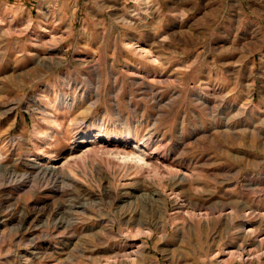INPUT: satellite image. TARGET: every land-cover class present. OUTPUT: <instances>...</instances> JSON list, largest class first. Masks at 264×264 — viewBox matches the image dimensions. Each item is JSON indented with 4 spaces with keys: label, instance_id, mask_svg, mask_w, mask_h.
<instances>
[{
    "label": "rangeland",
    "instance_id": "obj_1",
    "mask_svg": "<svg viewBox=\"0 0 264 264\" xmlns=\"http://www.w3.org/2000/svg\"><path fill=\"white\" fill-rule=\"evenodd\" d=\"M139 121L148 174L30 167ZM0 151V264H264V0H0Z\"/></svg>",
    "mask_w": 264,
    "mask_h": 264
},
{
    "label": "bare ground",
    "instance_id": "obj_2",
    "mask_svg": "<svg viewBox=\"0 0 264 264\" xmlns=\"http://www.w3.org/2000/svg\"><path fill=\"white\" fill-rule=\"evenodd\" d=\"M142 49L141 51H144L145 53L146 50H142ZM96 62H99V60ZM94 64L96 65V63ZM66 103L68 105H71L69 101H67ZM39 108L43 109V105H39ZM50 114L51 113L49 111L47 115L51 116ZM94 124H97V123H94ZM101 124L102 123H100V125ZM101 126H100L101 129L96 131L94 135L84 136L86 138L85 142H87L90 145H88L85 148H82L80 153H76V149H73L72 154L68 156L60 164H57L55 162H53L54 164H48L44 162V160H40V161L34 160L33 162L30 163L31 164L30 167L33 170H38L39 173H43V175L45 176L48 175L54 179H59L61 177H67L68 179L71 180L73 179V177H76L74 175H75V172L79 170V168H83V170H87L86 168L90 167L89 169L92 168V171L94 172L100 173V172L105 171L108 175H111L113 171L112 169H115V167H119V168L121 167L120 168L121 170L122 168L127 169V170L134 169L135 171L137 170V172L140 173L141 175H144L145 173L149 171H153L151 170L152 167L161 162L159 160L160 158L159 153H156L153 156V153H155V150L151 146L152 144H154L156 140V139L154 140L153 133L148 132L145 135L143 134V136L141 137L138 136L139 135L138 130H139V127L141 126V121H139V123L135 125V128L134 127L132 128L131 125H127L125 127L126 134L124 136L123 135L120 136L118 134L111 135L106 132L105 128H103V124ZM134 134H135V138L133 139ZM0 155H2L1 151H0ZM159 165L161 166V163ZM9 167L10 165L5 164L4 159L2 158V156H0V174L4 172L7 173V171H9ZM156 169L158 170V168ZM28 174L30 173L28 172ZM21 177H24V176L21 175ZM16 178L18 179V177ZM13 181L16 183V179ZM137 212L134 209H130V210L123 211L121 213V216L124 222L129 226L136 225V224H139L142 227L149 226L150 222H143L142 220H140V218H136ZM2 223H5V222L3 221ZM57 224L59 226L64 225L62 221L56 222V225Z\"/></svg>",
    "mask_w": 264,
    "mask_h": 264
}]
</instances>
